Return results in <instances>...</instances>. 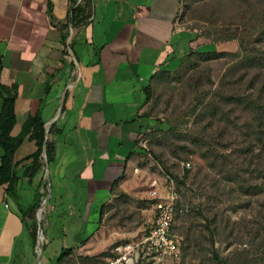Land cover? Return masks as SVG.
Returning a JSON list of instances; mask_svg holds the SVG:
<instances>
[{"label": "crops", "instance_id": "obj_1", "mask_svg": "<svg viewBox=\"0 0 264 264\" xmlns=\"http://www.w3.org/2000/svg\"><path fill=\"white\" fill-rule=\"evenodd\" d=\"M86 2L88 19L73 27L69 0H0V84L16 97L12 136L41 117L52 143L36 176L17 183L21 202L30 205L47 182L40 260L32 227L0 185V264H42L43 256L52 264L61 248L74 251L99 234L86 227L100 224L101 208L124 194L148 198L154 176L144 168L142 142L155 122L146 95L187 50L179 1ZM2 105L0 95V111ZM35 151L27 134L14 154L15 171L23 174L31 162L24 158Z\"/></svg>", "mask_w": 264, "mask_h": 264}, {"label": "rangeland", "instance_id": "obj_2", "mask_svg": "<svg viewBox=\"0 0 264 264\" xmlns=\"http://www.w3.org/2000/svg\"><path fill=\"white\" fill-rule=\"evenodd\" d=\"M179 2L177 23L188 32V47L151 83L148 109L155 127L143 134V163L153 178L163 171L173 179L189 211L174 226L179 258L159 264H215L213 250L231 264H264V144H247L245 129L237 127L252 114L230 97L245 90L251 73H230L240 43L264 57V0ZM151 219L147 199L120 195L100 224L86 227L99 234L79 242L62 264H109L117 248L140 242Z\"/></svg>", "mask_w": 264, "mask_h": 264}, {"label": "trees", "instance_id": "obj_3", "mask_svg": "<svg viewBox=\"0 0 264 264\" xmlns=\"http://www.w3.org/2000/svg\"><path fill=\"white\" fill-rule=\"evenodd\" d=\"M69 1L71 3L70 14L68 16L69 23L73 27L84 23L90 15L89 3H87L86 0H82L79 4H77L76 0ZM220 41H228V38L221 39ZM255 51L256 50H254V52ZM254 52L247 49V46H243V43H240L238 52L235 54L236 60L230 68V73L232 74L234 71L239 72L244 68H247V73L251 72L247 80H245V84H247L245 90L241 91L237 88L236 93H234L233 96H230L236 105H243L245 107L244 110H248V112L252 114V117L246 121L243 127H237L240 130L241 128L245 129V132H243L242 135L249 139L247 144L251 146L253 142L259 141L264 144V57H261L260 54ZM211 55L218 56L217 53H212ZM158 75L161 74L159 73ZM242 77L244 79L246 75H241L239 79ZM239 79L236 81L237 87H239V82L243 81V79ZM149 89L150 87L147 89V103L151 99ZM0 95L3 100V105L0 111V148L3 150V155L0 158V185L4 186V192L7 198L14 203L24 225L32 227L30 231V239L31 245L34 248L37 242L38 228L37 224L34 222V215L47 196V182L46 180H43L42 183L38 185L34 194V199L30 205H25L21 202L17 195V183L22 177H27L29 180H32L36 176L43 166V153L46 160H49L52 152V143L47 139V136L50 134L51 128L46 132L44 121L41 117H35L22 130L19 136H12V131L16 124L14 110L16 100L15 93H11L8 88L0 84ZM27 134H30V139L35 142L36 151L24 158L23 161L31 160V162L24 169L23 174H20L15 171L17 163L14 162V154ZM174 179L177 182L182 183L175 177ZM40 188L42 189L41 192H39ZM103 211L104 208H101L100 215L103 214ZM42 215L43 211L41 212L40 226L44 234ZM42 250H44V247ZM73 252V249L61 248L52 264H62ZM212 259L215 264L232 263L229 259L220 258L215 250L212 251ZM235 261H237V256L236 260L234 259L233 262Z\"/></svg>", "mask_w": 264, "mask_h": 264}, {"label": "built area", "instance_id": "obj_4", "mask_svg": "<svg viewBox=\"0 0 264 264\" xmlns=\"http://www.w3.org/2000/svg\"><path fill=\"white\" fill-rule=\"evenodd\" d=\"M142 148H145V142H142ZM185 166L189 168V163ZM161 172L162 177L151 178L148 185L147 200L151 203L152 219L147 232L136 245L127 244L117 248L116 258L109 264H137L144 259L159 264L179 258L181 238L175 232L174 226L177 218L189 210L181 203L173 179Z\"/></svg>", "mask_w": 264, "mask_h": 264}, {"label": "water", "instance_id": "obj_5", "mask_svg": "<svg viewBox=\"0 0 264 264\" xmlns=\"http://www.w3.org/2000/svg\"><path fill=\"white\" fill-rule=\"evenodd\" d=\"M48 131V127L46 128V132ZM43 159H45V155H44V153H43ZM46 201L47 200H44L43 202H42V204L40 205V207H39V209L37 210V212H36V214H35V221H36V223H38V236H37V238H38V240L40 239V240H43V237H42V230H41V227H40V225H39V223H40V220H39V216H40V214H41V212H42V209H43V207H44V205L46 204ZM39 243V242H38ZM36 250L38 251V259L40 260V256H41V253H42V247H41V245L40 244H37L36 245Z\"/></svg>", "mask_w": 264, "mask_h": 264}]
</instances>
